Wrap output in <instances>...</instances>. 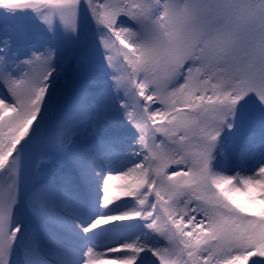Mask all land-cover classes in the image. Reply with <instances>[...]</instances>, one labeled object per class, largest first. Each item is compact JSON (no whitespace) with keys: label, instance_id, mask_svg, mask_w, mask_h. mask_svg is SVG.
Instances as JSON below:
<instances>
[{"label":"snow or ice","instance_id":"6c2138e0","mask_svg":"<svg viewBox=\"0 0 264 264\" xmlns=\"http://www.w3.org/2000/svg\"><path fill=\"white\" fill-rule=\"evenodd\" d=\"M0 264H264V0H0Z\"/></svg>","mask_w":264,"mask_h":264},{"label":"rangeland","instance_id":"374dc122","mask_svg":"<svg viewBox=\"0 0 264 264\" xmlns=\"http://www.w3.org/2000/svg\"><path fill=\"white\" fill-rule=\"evenodd\" d=\"M48 150H49L50 152H52L53 154H55L56 151H57L55 145H49V146H48ZM229 174H231V173H229Z\"/></svg>","mask_w":264,"mask_h":264}]
</instances>
